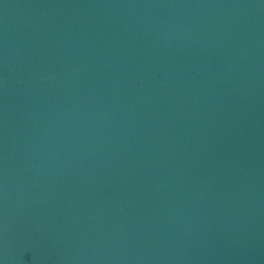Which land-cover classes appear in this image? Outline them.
Masks as SVG:
<instances>
[{
  "label": "water",
  "instance_id": "water-1",
  "mask_svg": "<svg viewBox=\"0 0 264 264\" xmlns=\"http://www.w3.org/2000/svg\"><path fill=\"white\" fill-rule=\"evenodd\" d=\"M0 264H264V0H0Z\"/></svg>",
  "mask_w": 264,
  "mask_h": 264
}]
</instances>
